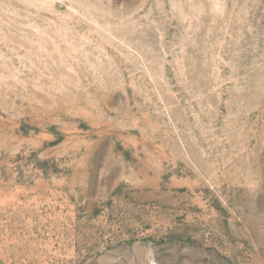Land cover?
Wrapping results in <instances>:
<instances>
[{
  "label": "rangeland",
  "instance_id": "1",
  "mask_svg": "<svg viewBox=\"0 0 264 264\" xmlns=\"http://www.w3.org/2000/svg\"><path fill=\"white\" fill-rule=\"evenodd\" d=\"M0 264H264V0H0Z\"/></svg>",
  "mask_w": 264,
  "mask_h": 264
}]
</instances>
